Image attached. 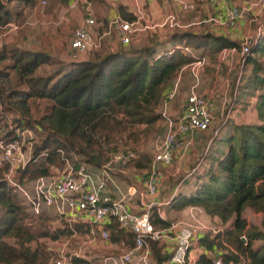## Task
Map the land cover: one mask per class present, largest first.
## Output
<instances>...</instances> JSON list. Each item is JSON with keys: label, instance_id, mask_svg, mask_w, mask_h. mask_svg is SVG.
<instances>
[{"label": "trees", "instance_id": "1", "mask_svg": "<svg viewBox=\"0 0 264 264\" xmlns=\"http://www.w3.org/2000/svg\"><path fill=\"white\" fill-rule=\"evenodd\" d=\"M70 1L59 0V4ZM35 5L36 0H0V116L30 128L36 140L34 160L15 175L20 183L46 175L52 165H62L72 155L95 169L120 150L137 152L133 142L140 134L157 129L164 119L158 111L163 99L183 68L197 58L188 49L203 51L210 66L223 49L241 50L236 41L209 31L186 29L162 38L152 30L127 45L114 47L103 41L90 56L72 60L69 68L38 74L50 64L51 53L24 48L19 40L7 42L4 37L6 27L20 26ZM119 13L124 19H135L124 6H119ZM234 98L242 110L252 106L256 121L227 119L209 136L210 143L202 152L191 148L186 160L194 153L197 156H192L189 169L198 166L191 175L192 190L189 194L177 192L166 205L178 212L201 208L210 218L217 217L223 227L199 238L202 250L195 264H213L217 256L223 264H237L242 259L244 264H264V33L243 57ZM151 164V154L137 152L123 169L147 172ZM6 170L0 163V264H52L44 247L33 242L38 237L56 240L68 236L71 229L62 226L51 231L45 227V214L28 219L25 207L4 180ZM247 209L263 213L260 226L247 222ZM150 220L157 229L170 224L157 208L151 210ZM106 227L110 242L121 243L125 249L132 245L133 233L121 229L116 219ZM257 241L262 242L259 248H255ZM150 247L154 264L169 261V244L151 242ZM70 264L90 263L73 257Z\"/></svg>", "mask_w": 264, "mask_h": 264}, {"label": "built area", "instance_id": "2", "mask_svg": "<svg viewBox=\"0 0 264 264\" xmlns=\"http://www.w3.org/2000/svg\"><path fill=\"white\" fill-rule=\"evenodd\" d=\"M82 1L71 0L68 6L70 9H76ZM209 2L221 14L214 21L230 28L235 27L245 13L254 6L264 5V0H252L245 5H230L227 0H209ZM39 3L46 4L47 0H39ZM87 8V17L75 28L69 41L70 51L75 58L72 60L78 61L80 56L97 49L100 46V39L111 30L116 33L121 44L127 45L137 42L143 33L158 27L156 24L143 23V14L139 11L135 13L133 20L114 15L108 20V30L104 31L97 40L92 37L96 20L89 2ZM175 25H178V22L174 14H170L161 24L170 27ZM13 27L17 26L13 25ZM255 43L250 39L243 42L239 51L242 58ZM223 50L225 57L227 52L226 49ZM203 65L204 58L198 57L189 65V72L196 82L199 77L198 72ZM174 82L167 97L163 99L164 110L160 111L167 130L154 142L153 163L146 172L141 190L127 187L124 192L109 172L115 165L118 166V172L123 171V166L130 159L137 157V153L130 149L113 154L109 162L95 169L81 161L77 155H72L65 158L62 165H52L46 175L28 183L18 182L15 178L16 173L24 170L31 160H34L35 136L30 128L19 127L13 124L8 116H0V163L7 166L4 180L13 188L32 216L53 215L56 221L63 223L62 226L71 229L68 236L60 239V247L53 250L50 258L52 264H70L73 257L84 258L90 264H154L151 242H164L171 246L172 254L166 264H195V259L190 256V249L199 236L200 226L177 220L170 222L166 228L157 229L150 220V212L153 208H157L159 215L165 218L162 206L167 205L181 190L183 181L191 178L197 168H193L176 184L169 200L157 202L156 198L166 181L178 173L187 152L191 150L190 146L194 141L193 132L207 131L214 121L212 96L197 92L195 86L189 89L180 114L174 120L170 119L166 112L168 108L166 100L173 96L177 88V82ZM1 121H4L5 125ZM156 165H161L162 170L158 171ZM171 166L174 170L168 169ZM111 187L118 191V196L111 194ZM135 193L137 212L130 209L132 196ZM112 218L116 219L121 229L133 233V243L118 253L96 254V250L101 245L105 247L104 245L111 244L110 233L106 226L110 224ZM73 225L82 226V229H76ZM210 230V234L220 231L214 228ZM242 238L246 240L245 236ZM58 242L52 240L53 245L59 244ZM213 264H223L221 256H217ZM237 264H244V260H240Z\"/></svg>", "mask_w": 264, "mask_h": 264}, {"label": "rangeland", "instance_id": "3", "mask_svg": "<svg viewBox=\"0 0 264 264\" xmlns=\"http://www.w3.org/2000/svg\"><path fill=\"white\" fill-rule=\"evenodd\" d=\"M43 1V0H41ZM238 1V0H237ZM252 0H247L246 3H250ZM90 3V9L94 14V18L96 20V27L92 30V37L94 39H99L100 36L104 31L108 30V20L110 17L114 15L118 6L121 5H128L133 6L132 11L140 12L143 14V23H149L152 25L160 24L165 20V17L170 14H175L177 18L178 25L175 27H163L160 28L158 31L159 35L162 38H165L169 33H173V31H180L186 29H194L196 31H205L214 29L216 26L214 23V19L216 16L212 11V7L210 6L209 0H83L79 3L76 9H70L68 4L67 5H60L59 0H47L46 4L39 3V0H36V5L33 10L27 15L26 21H24L20 26L14 28L13 25H9L6 27V33L4 34L5 40L7 42H11L15 39L19 40L24 48L29 49H44L51 53L52 59L49 65L43 66L38 70V74H52L55 70L62 71L63 67L65 69L69 68L70 63L73 58L72 53L69 48V41L72 36L73 31L75 28L87 17L88 8L87 3ZM137 2V6L135 8V3ZM199 4V5H198ZM238 5V4H236ZM251 10L245 13L244 18L249 20L252 17L250 14ZM264 12V10H263ZM249 13V15H248ZM260 20V19H259ZM258 22V21H255ZM263 22V23H262ZM259 25H262L261 32L264 33V21H259ZM152 31L148 30L147 32ZM211 31V30H210ZM145 32L142 35L145 37L148 33ZM140 36V38L142 37ZM142 37V38H143ZM21 38L23 40H21ZM108 42L110 46L117 47L121 43L119 42L116 33L111 30L109 34L104 36L100 39V45L102 42ZM190 51V49H188ZM92 51L85 53L84 55L80 56V60L84 59L87 56H90ZM195 56H199V53H193ZM224 55L218 54L217 59H215V64L217 63L218 59L221 63L220 67L222 69V62ZM226 60V59H225ZM234 60V59H233ZM77 61V60H75ZM237 63V61H236ZM235 61L233 62L234 69L229 72L228 79L229 82L222 85L220 92L217 94L216 92L213 94L211 92H207L210 94L214 101V121L211 126L205 132H193L194 141L191 148L196 149V145L199 141H204L209 139V136H213L217 133V130L221 128L224 122L227 119L233 120L235 123H246V122H255V111L253 110L252 106H247L246 110H242L241 103H236L234 94L235 88L237 87V79L240 77V70H238V66L235 67ZM218 65V64H217ZM204 66V65H203ZM188 68L189 66L184 67L183 69ZM226 71L228 66L224 65L223 67ZM203 68H200L199 74ZM183 71V70H182ZM187 72V71H186ZM225 73V71H224ZM191 74V73H190ZM186 74L187 81H191L188 75ZM192 76V74H191ZM185 77V76H184ZM183 77V79H184ZM225 77V74L224 76ZM193 78V77H191ZM196 82V79L193 78ZM232 79V80H231ZM222 78H220V82ZM235 83L236 87L231 88L232 84ZM180 84V83H179ZM210 88V84L206 89ZM198 92V91H197ZM200 93V92H199ZM187 94V90H180L176 88L172 97H168L166 100V104L168 108H166V112L170 119L174 120L181 112L184 106V95ZM202 94V93H201ZM163 104L158 111H163L164 109ZM9 118V117H8ZM7 118V119H8ZM3 125H5L4 121H1ZM167 130L165 120L163 119L160 125L157 127L156 130L146 131L140 134L139 140L133 142L137 152H147L152 155V163H153V155L155 153L154 142L158 136L163 135ZM205 148L200 147L197 150L198 153L202 152ZM122 151V150H120ZM136 152V153H137ZM192 156H197L195 153L192 154L185 162L187 163L185 168L189 169V164L192 163ZM79 157V156H78ZM152 166V164H151ZM158 171L162 170L161 165H156ZM188 166V168H187ZM198 168V166H197ZM196 168V169H197ZM201 166L198 169L201 170ZM169 170H173V166L168 168ZM190 170V169H189ZM196 171V170H195ZM113 176L118 179L119 187L124 190H127V187H133L136 190H141L143 188V181L145 179L146 172H139L135 170H124L122 172H118V166H114L112 171H109ZM118 173H122L124 177H118ZM183 176V172L181 174L174 175L164 186V193L166 196L170 193V188L172 185H175L181 179L177 180L179 177ZM140 179L139 181H136ZM192 181V180H191ZM190 185V181H189ZM162 190V189H161ZM182 192V190H181ZM161 192L159 193L158 197H160ZM136 193L132 196V201H135ZM21 202V199L18 198ZM162 200V198L160 199ZM21 204L25 207V211L27 213L28 219L36 218L32 216L26 209V206L21 202ZM166 214V213H165ZM46 215V214H45ZM168 216V214H166ZM48 220L46 222L45 227H49L51 231H55L57 228L62 227L63 223L56 221L53 215L48 216L46 215ZM244 216L247 222L250 225L260 226L261 220L263 217V213L261 212H254L250 209H247L244 213ZM188 217L187 219H185ZM175 220H183L197 224L201 227L199 231V237L205 236L209 234L211 228L216 230H223V227L220 224L218 219L213 220L207 216L202 209H194L188 208L187 213L184 214L183 217L177 218ZM216 234V233H212ZM65 237V236H64ZM60 237L58 240L59 244L53 245L52 240L49 237H38V239L33 242L34 246H42L46 251L47 256H51L53 250L55 248L60 247V239L64 238ZM113 247L109 250L106 247L100 248L101 253H110L112 250L119 252L123 249L122 244H114ZM100 244V243H99ZM98 244V245H99ZM262 242L257 241L255 243V248H259ZM104 250V251H103Z\"/></svg>", "mask_w": 264, "mask_h": 264}, {"label": "crops", "instance_id": "4", "mask_svg": "<svg viewBox=\"0 0 264 264\" xmlns=\"http://www.w3.org/2000/svg\"><path fill=\"white\" fill-rule=\"evenodd\" d=\"M197 1H200V0H197ZM246 1L247 0H238V1L237 0H227V3L230 4V5H236V4H238V5H245V2ZM119 6H118L116 12L114 13V15H120V13H119ZM121 6H124L128 12H130L132 15L135 16V13L136 12L132 11V8H130V7L133 6V3H132V6H128V5H121ZM136 6H137V2L135 3V8H136ZM210 6L212 7V11H213L214 15L216 16L215 18H219L221 16V14L218 12V10L216 8H214L211 4H210ZM263 10H264V5L254 6L251 9L250 14L252 15V17L249 18V20H247L246 18L243 17L242 19H240L238 21V23L236 24L235 27H231V28L230 27H226L224 25H220V24H218V23L215 22L214 24L216 26H218V27H216L214 29H210L211 31L210 30H205V31L213 32V33H215L217 35L227 36L231 40L236 41L238 44H240L241 47H242L243 42L246 39H250V40H252L254 42H257L259 40L260 35L263 34V32H261V30H260L261 27H262V25H259V21L260 20L261 21H264V12H263ZM248 15H249V13H248ZM168 16L169 15H167L165 17V20H166V18ZM165 20L162 23L158 24V25L156 24L158 27H156L155 30H159L160 28H163V27H168V26H161V24H163L165 22ZM176 20H177V18H176ZM255 21H258V22H255ZM152 30H154V29H152ZM142 36H144V35H142ZM189 52L191 54H193V53H199L198 58H201L202 56H204V66L202 67L203 69H202V71L199 74V77H198L197 82H195V80L193 78H191L192 76H191L189 70H187L188 68L183 69V71L181 72V74L178 76V79L174 82V83L177 82V88H178V85H179L181 91L182 90H187V93H188L189 89L191 87L195 86V89L198 92L202 93V94H208L209 92H211L213 94L216 92L218 94L220 92V90H221L222 85L229 82L228 75H229V72L234 69V65H233V62L234 61H235V63L237 61V63L235 64V67H236V65L238 66V68H239L238 70H240V74H241L242 59L243 58H242L240 52H238L236 49H226L227 54L223 58L224 60L222 62V64H223L222 69L220 67L221 63H220L219 59H218L216 65L210 66V65H208V59L209 58H208V56H206L203 53V51H197L195 49H190ZM219 54H223V52L221 51ZM224 65L225 66L226 65L228 66L227 71L223 68ZM224 71H225V73H224ZM187 73L190 74V75H188L189 78L191 79L190 82L187 81V79H186V74ZM224 74H225V77H223ZM183 77H184V79H183ZM220 78H222V81L221 82H220ZM236 81L238 83L239 77H238V79ZM235 83L236 82H234L233 84H235ZM209 84H210V88L205 90V88H207L209 86ZM233 84H232V86H233ZM232 86H230V87L233 88ZM236 91H237V87L235 88V92ZM186 95L187 94L184 95V102H185ZM246 123H252V122L250 121V122H246ZM209 143H210V141H208V140L205 139L204 141H199V143L195 147H196L197 150H199L200 147L206 148L209 145ZM192 149L194 150L195 148H192ZM185 160L182 162V164L180 166V169H179V171L177 173L179 175V174H181L183 172L182 179L192 170V169L189 170V169H186L185 168V166L187 164L185 162ZM173 170H174V168H173ZM120 174L121 173H118V177H120V178L121 177H124V176H121ZM174 175H176V174H174ZM113 178L118 183V179L115 176H113ZM136 181H139L140 182V179H137ZM189 181H190V185H189ZM193 182L194 181H193L192 177L191 178H188V179H185L183 181L182 188H181L182 193L189 194L191 192V190H192L191 184ZM176 184L175 185H172V187L170 188V193H169L168 196H166L165 193L163 195L160 194V197L162 198V200H160L161 198L157 197L156 198L157 199V202L169 200L171 198V195L173 194V191H174V188H175ZM142 185H143V183H142ZM181 190L178 191V192H181ZM110 191H111V194L112 195L118 196V191L115 190L113 187L110 188ZM136 205H137L136 204V201H132L131 204H130V209L132 211H134V212H137L138 211ZM188 208H190V209L191 208L201 209V208H198V207H187L184 210L178 212V211H175V210L167 209L166 208V205H163L162 206V209H163V212H164V217H165V219L169 220L170 222L177 221L175 219L180 218V216L183 217L184 214L187 213V209ZM165 213L168 214V216ZM187 218L188 217H186L185 219H187ZM215 219H218V218L217 217H214L213 220H215ZM198 237L199 236H197V238L194 240L193 245H192V247L190 249V256H191V258H193L195 260L197 259L198 253H200V251L202 250V247L199 245V243H196ZM114 244H121V243H115L114 242ZM109 245L110 246L104 245L107 249H105L101 245V247H99L96 250L95 253L96 254H105V253H101L100 252V248H104V250H109L110 248L113 247V243L111 242V244L109 243ZM124 249L125 248H123L122 250H124ZM110 253H116V251L112 250ZM106 254H108V253H106Z\"/></svg>", "mask_w": 264, "mask_h": 264}, {"label": "water", "instance_id": "5", "mask_svg": "<svg viewBox=\"0 0 264 264\" xmlns=\"http://www.w3.org/2000/svg\"><path fill=\"white\" fill-rule=\"evenodd\" d=\"M242 240H244V239L242 238Z\"/></svg>", "mask_w": 264, "mask_h": 264}]
</instances>
